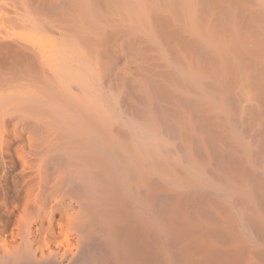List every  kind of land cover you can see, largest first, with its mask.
Segmentation results:
<instances>
[{
	"label": "bare ground",
	"instance_id": "bare-ground-1",
	"mask_svg": "<svg viewBox=\"0 0 264 264\" xmlns=\"http://www.w3.org/2000/svg\"><path fill=\"white\" fill-rule=\"evenodd\" d=\"M0 264H264V0H0Z\"/></svg>",
	"mask_w": 264,
	"mask_h": 264
}]
</instances>
